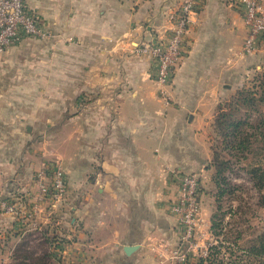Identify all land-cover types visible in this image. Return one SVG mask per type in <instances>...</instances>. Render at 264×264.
<instances>
[{"label":"crops","instance_id":"0c3cea01","mask_svg":"<svg viewBox=\"0 0 264 264\" xmlns=\"http://www.w3.org/2000/svg\"><path fill=\"white\" fill-rule=\"evenodd\" d=\"M182 1L26 0L50 37L0 54V264L17 263L18 248L37 259L42 241L49 264H166L179 247L173 174L211 177L220 104L264 72V50L240 53L247 29L237 3L203 0L186 58L160 96L155 66L137 49L167 36ZM53 162L68 193L35 225V175Z\"/></svg>","mask_w":264,"mask_h":264},{"label":"built area","instance_id":"2783aa9c","mask_svg":"<svg viewBox=\"0 0 264 264\" xmlns=\"http://www.w3.org/2000/svg\"><path fill=\"white\" fill-rule=\"evenodd\" d=\"M240 7L247 36L241 55L258 56L264 50V0H234ZM203 0H183L168 15L170 28L165 38L143 42L137 52L148 55L155 66V80L160 96L168 97L166 88L187 55L186 37L191 16L200 11ZM50 35L42 27L38 16L27 6L26 0H0V54L18 46L26 38L46 39ZM39 194L35 197L31 217L37 219L46 205L57 206L68 193L66 172L53 162L39 169L35 175ZM175 191L169 201L170 212L181 227L180 245L165 258L166 264H190L196 258L209 256L215 243L209 241L208 230L202 216V177L198 174H173ZM7 213L16 214L9 202L1 203ZM208 237V239H207ZM161 264H165L164 261Z\"/></svg>","mask_w":264,"mask_h":264},{"label":"trees","instance_id":"16d2710c","mask_svg":"<svg viewBox=\"0 0 264 264\" xmlns=\"http://www.w3.org/2000/svg\"><path fill=\"white\" fill-rule=\"evenodd\" d=\"M214 126L216 139L212 179L215 184L218 212L213 215L212 230L218 237L223 234L224 228L225 213L222 212L220 215L223 210L221 202L226 196L231 197L235 194L238 188L229 183L225 176L231 168L232 160L242 163L253 155L261 158L260 163L264 162V72L220 104ZM249 168L248 172L254 186L258 191H264V167L249 166ZM202 191L204 192L203 188ZM254 236L256 237L248 243L249 246L247 245L248 248L244 252H247L248 257L254 255L258 259L264 258V232ZM223 249V244L219 243L210 252L209 257L201 259L198 264H214L223 254ZM34 257V252H22V250L20 252L18 248L14 255V260L17 261L15 264H23L21 260L26 259L37 261L39 264L48 262L43 257L37 259ZM47 257L51 258L52 255L47 253Z\"/></svg>","mask_w":264,"mask_h":264},{"label":"rangeland","instance_id":"374dc122","mask_svg":"<svg viewBox=\"0 0 264 264\" xmlns=\"http://www.w3.org/2000/svg\"><path fill=\"white\" fill-rule=\"evenodd\" d=\"M260 160V157L256 158L253 157V155L242 163H238L233 159L231 168L226 172L225 176L228 182L232 185L234 184L238 188L235 194L231 197L226 196L223 202H221L223 210L220 212V215H222L223 212L225 216L223 221V234L218 236L219 240L215 233H213V230H210V224L209 229H207L209 231V241L215 243L212 250L221 242L224 246L223 254H221L220 258L214 264H262L264 261V258L258 259L254 255H249L248 257L247 252H244L249 246L248 243L256 237L254 235L261 232L264 228V224L262 223V219L264 218V192L261 194L259 193L248 172V169H250L249 166L264 167V162L261 161L260 163ZM212 175L210 178L204 179L203 186L206 196L210 197L208 199L213 201V211L216 213L218 212L215 199L216 190ZM209 201L210 200H208V203ZM47 246L48 243L42 241L37 248L42 251L39 257H43L45 261H48L47 264H49L51 259L47 257ZM33 249H36L35 246ZM110 256H112V254H110ZM105 258L110 260L109 256ZM56 260L61 262L59 259ZM200 261L201 259L196 258L190 264H198Z\"/></svg>","mask_w":264,"mask_h":264},{"label":"water","instance_id":"95a60500","mask_svg":"<svg viewBox=\"0 0 264 264\" xmlns=\"http://www.w3.org/2000/svg\"><path fill=\"white\" fill-rule=\"evenodd\" d=\"M136 247L130 246V247H126L125 251L127 254L132 253L135 250Z\"/></svg>","mask_w":264,"mask_h":264}]
</instances>
